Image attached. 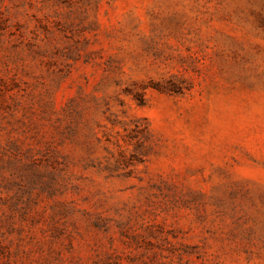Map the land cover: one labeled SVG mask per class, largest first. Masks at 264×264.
<instances>
[{
	"label": "rangeland",
	"instance_id": "1",
	"mask_svg": "<svg viewBox=\"0 0 264 264\" xmlns=\"http://www.w3.org/2000/svg\"><path fill=\"white\" fill-rule=\"evenodd\" d=\"M0 264H264V0H0Z\"/></svg>",
	"mask_w": 264,
	"mask_h": 264
}]
</instances>
